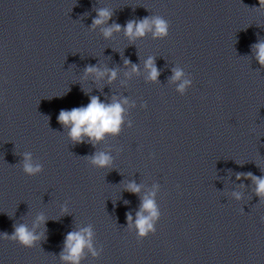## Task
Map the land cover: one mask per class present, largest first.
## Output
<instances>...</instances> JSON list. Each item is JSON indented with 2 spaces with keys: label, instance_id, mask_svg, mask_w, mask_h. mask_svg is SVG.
I'll return each instance as SVG.
<instances>
[{
  "label": "clouds",
  "instance_id": "clouds-1",
  "mask_svg": "<svg viewBox=\"0 0 264 264\" xmlns=\"http://www.w3.org/2000/svg\"><path fill=\"white\" fill-rule=\"evenodd\" d=\"M258 9H264V0H259ZM96 16L92 19L90 27L95 29L101 27L102 34L105 39H109L115 32L123 31L130 42H135L137 39L144 38L151 33L153 39H163L169 34V22L159 15H150L142 19H131L125 25L111 23L113 12L108 8H96ZM107 25V26H105ZM103 26V27H102ZM252 52L255 55L256 61L261 67H264V39H260L253 44ZM126 66L130 65V72L125 73L131 76L133 73L139 72V66L131 64L127 59L124 60ZM144 68L147 71V79L149 81H157L160 72L155 66V58L149 56L144 61ZM85 77L94 75L97 80L107 77L111 83L117 77L116 69L99 68L95 65H89L84 69ZM172 82H178L177 91L183 95L191 81L184 78V71L180 68L173 69L171 77ZM127 99L118 100L115 96L112 97L110 103H104L98 96H91L87 106L74 107L71 110H61L58 116V121L61 125L68 129V135L72 142L83 143L85 137L88 142L95 146L96 143L102 141L108 135H116L121 130L123 123V113L125 111L123 105L127 104ZM141 107H147L142 104ZM92 166L97 168H108L112 165V157L106 152L98 151L91 157L87 158ZM23 173L27 176H35L42 171V166L34 163L32 154L25 152L22 160ZM237 179H249L255 184L256 196L264 199V175L255 176L252 173L238 174ZM127 191L133 194H139L141 186L134 181L129 182ZM155 192H151L141 198L140 211L136 213L135 228L137 231V240H143L150 234H155L156 222L161 217V212L154 199ZM237 198H239L237 196ZM127 203V202H125ZM66 211V209H65ZM44 215H38L34 227L45 222ZM129 227H132V215L127 214ZM264 220V217H262ZM41 234H37L34 230H30L26 224L14 225V231L11 235L0 233V237L9 239L19 243L26 248H32L41 238ZM93 231L91 226L82 228L79 231L69 232L64 240V249L61 252V259L66 264H80L84 256L85 249L91 252L93 257L100 255L93 248Z\"/></svg>",
  "mask_w": 264,
  "mask_h": 264
}]
</instances>
